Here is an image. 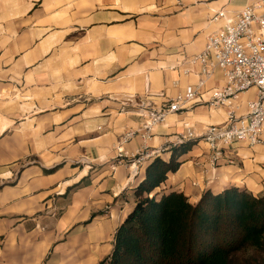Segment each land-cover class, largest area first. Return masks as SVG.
<instances>
[{
	"label": "crops",
	"instance_id": "crops-1",
	"mask_svg": "<svg viewBox=\"0 0 264 264\" xmlns=\"http://www.w3.org/2000/svg\"><path fill=\"white\" fill-rule=\"evenodd\" d=\"M256 1L0 0V264H100L113 253L148 165L172 154L152 156L129 180L116 146L143 117L122 103L134 95L161 107L196 85L201 65L189 61L223 25L213 17ZM223 84L217 70L193 103L155 128L150 151L173 146L189 126L198 135L158 197L178 191L196 204L231 186L264 195V144L234 143L205 173L201 135L226 120L225 108L207 103ZM254 96L242 95V110ZM142 144L137 135L125 148Z\"/></svg>",
	"mask_w": 264,
	"mask_h": 264
},
{
	"label": "trees",
	"instance_id": "trees-1",
	"mask_svg": "<svg viewBox=\"0 0 264 264\" xmlns=\"http://www.w3.org/2000/svg\"><path fill=\"white\" fill-rule=\"evenodd\" d=\"M192 143L148 165L136 205L116 231L114 251L100 264H241L238 253L264 251V195L231 186L205 191L196 204L178 191L158 197L156 189L180 168Z\"/></svg>",
	"mask_w": 264,
	"mask_h": 264
},
{
	"label": "built area",
	"instance_id": "built-area-1",
	"mask_svg": "<svg viewBox=\"0 0 264 264\" xmlns=\"http://www.w3.org/2000/svg\"><path fill=\"white\" fill-rule=\"evenodd\" d=\"M213 20L222 21L223 25L189 61L192 65H201L196 85L187 86L161 107H154L150 101L134 95L122 103V112L136 109L143 117L142 125L127 130L116 146L117 164L128 167L131 182L152 156L198 137L195 128L189 126L178 133L173 146L149 150L148 141L153 138L155 128L165 123L172 113L182 112L193 103L217 70L222 72L224 84L212 89L207 104L211 109L225 108L226 120L208 125L201 135L210 150L205 173H215L225 157V149L234 143L264 144V0L245 5L236 15L230 16L221 9ZM184 72L190 74L191 68H184ZM252 89L255 96L246 101V109L242 110V95ZM137 135H141L143 144L134 152L127 151L125 145Z\"/></svg>",
	"mask_w": 264,
	"mask_h": 264
},
{
	"label": "rangeland",
	"instance_id": "rangeland-1",
	"mask_svg": "<svg viewBox=\"0 0 264 264\" xmlns=\"http://www.w3.org/2000/svg\"><path fill=\"white\" fill-rule=\"evenodd\" d=\"M239 263L241 264H264V251L249 248L238 253Z\"/></svg>",
	"mask_w": 264,
	"mask_h": 264
}]
</instances>
